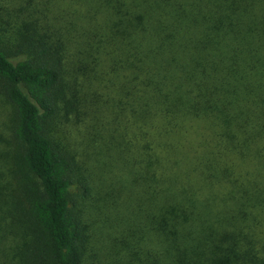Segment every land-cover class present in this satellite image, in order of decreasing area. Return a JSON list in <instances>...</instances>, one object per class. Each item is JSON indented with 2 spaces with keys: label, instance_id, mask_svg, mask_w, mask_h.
<instances>
[{
  "label": "trees",
  "instance_id": "obj_1",
  "mask_svg": "<svg viewBox=\"0 0 264 264\" xmlns=\"http://www.w3.org/2000/svg\"><path fill=\"white\" fill-rule=\"evenodd\" d=\"M0 94V264H264V0H0Z\"/></svg>",
  "mask_w": 264,
  "mask_h": 264
},
{
  "label": "rangeland",
  "instance_id": "obj_2",
  "mask_svg": "<svg viewBox=\"0 0 264 264\" xmlns=\"http://www.w3.org/2000/svg\"><path fill=\"white\" fill-rule=\"evenodd\" d=\"M10 111L11 113L9 119L13 120L12 107L0 94V116H2V114L8 115ZM86 114L87 115H85L84 113L80 117L79 124L78 120L73 114L71 115V119H69L68 121L62 120L60 122V120L55 119L51 123V126L54 129V138L57 140L59 148L70 152L69 154L73 156V153H75L78 163H81V165L87 170L91 169L93 171L94 178L100 179L103 176L107 178V182L109 183L110 180H112V177H114L115 173H119V175L124 176V172L122 170L119 172L117 167L113 165L111 161L112 158L110 157L109 159L108 153L100 157V159H102L103 161L101 162V164V160L98 157V160H96L95 157L92 156L93 154H95V146L102 141L103 136L98 135L100 130V128L97 129L99 125L98 120H96L94 116L88 117V113ZM3 133L7 140H10V124L4 125ZM106 138H108V136ZM8 147L9 146H7V144L3 142V146L0 147L1 152L4 154V152L7 151ZM11 147L13 148V146ZM95 182L98 181L95 180ZM79 187H81L79 184H75V189L73 190L74 197L78 200H80L83 193L82 189H78Z\"/></svg>",
  "mask_w": 264,
  "mask_h": 264
}]
</instances>
